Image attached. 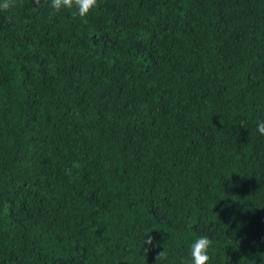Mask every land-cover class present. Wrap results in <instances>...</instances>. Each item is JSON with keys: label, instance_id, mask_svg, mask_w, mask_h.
Here are the masks:
<instances>
[{"label": "trees", "instance_id": "trees-1", "mask_svg": "<svg viewBox=\"0 0 264 264\" xmlns=\"http://www.w3.org/2000/svg\"><path fill=\"white\" fill-rule=\"evenodd\" d=\"M264 0L0 10V264H264ZM155 245L144 251L143 236Z\"/></svg>", "mask_w": 264, "mask_h": 264}, {"label": "clouds", "instance_id": "clouds-1", "mask_svg": "<svg viewBox=\"0 0 264 264\" xmlns=\"http://www.w3.org/2000/svg\"><path fill=\"white\" fill-rule=\"evenodd\" d=\"M40 0H37L39 3ZM98 0H49V7L54 12L62 10H71L74 16L86 18L93 9L97 7ZM14 6V0H0V10H9ZM257 131L260 135H264V121L257 124ZM144 251H148L149 247H154L155 242L147 233L142 239ZM211 240L206 235L196 236L189 248V264H209L210 261Z\"/></svg>", "mask_w": 264, "mask_h": 264}]
</instances>
